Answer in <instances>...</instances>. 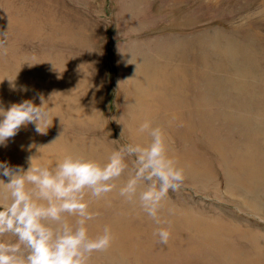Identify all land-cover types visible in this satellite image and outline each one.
Instances as JSON below:
<instances>
[{
	"label": "rangeland",
	"instance_id": "rangeland-1",
	"mask_svg": "<svg viewBox=\"0 0 264 264\" xmlns=\"http://www.w3.org/2000/svg\"><path fill=\"white\" fill-rule=\"evenodd\" d=\"M236 142L258 168L264 0H0V264H219L210 235L264 261Z\"/></svg>",
	"mask_w": 264,
	"mask_h": 264
},
{
	"label": "bare ground",
	"instance_id": "bare-ground-1",
	"mask_svg": "<svg viewBox=\"0 0 264 264\" xmlns=\"http://www.w3.org/2000/svg\"><path fill=\"white\" fill-rule=\"evenodd\" d=\"M152 70V67H151V65H149V63L148 64H141V66L139 67V69H138V71L142 74V75H139V73L135 76V79H133V73H132V70H131V74H130V76H129V83L132 85V87H131V90H132V95L134 96V98H136L137 99V97L138 98H142V97H140V95L139 94H142L143 95V97H144V94L146 93V94H151L150 93V89H151V87H153V83H155V82H153V80H155L156 81V75H150L149 73V71H151ZM143 70H144V73H143ZM162 73H164V71L162 72ZM152 74V73H151ZM160 74V73H159ZM159 74H157V75H159ZM138 77V78H137ZM161 78H162V76H161ZM128 79V78H127ZM127 79H126V81H127ZM142 79V80H141ZM136 82H138V81H140L141 80V83H140V85H138V86H136L135 85V81ZM160 82V81H159ZM128 84V83H127ZM236 84V83H235ZM234 84V85H235ZM238 86H239V84H237ZM129 86V85H128ZM130 87V86H129ZM230 87V86H229ZM232 88H233V86H232ZM231 88V89H232ZM235 91V90H234ZM155 93V92H154ZM153 93V94H154ZM129 95H130V93H129ZM237 96V95H236ZM146 98H147V100H146ZM151 97H149V96H146V97H144V99H145V101H150V100H152V99H150ZM89 99H90V101H91V98H90V96H89ZM143 99V100H144ZM140 101V100H139ZM131 102V101H130ZM143 102V101H142ZM172 104V103H171ZM175 105V104H174ZM146 109V108H145ZM150 109V108H149ZM152 111V110H151ZM146 112V111H145ZM143 115V114H142ZM133 126V125H132ZM135 128V127H134ZM138 132H140V131H138ZM140 134H141V132H140ZM143 135V134H142ZM146 135V134H145ZM26 136V141H27V139L28 138H30V134H27V135H25ZM150 137V136H149ZM148 138V137H147ZM138 139V138H137ZM31 140H32V142H35V140L31 137ZM140 140V139H139ZM141 141V140H140ZM145 142V141H144ZM50 145H45V146H43V150L44 151H42V154H43V156H44V154L47 152H45V149H48V148H52L53 147V144L52 143H49ZM262 147H264V142H262V145L260 146V148H262ZM239 143L238 142H236L230 149H231V152H232V154H233V156H234V158H233V163H234V165L236 164V166H237V168H239V166H241V171H244V175L243 176H234V174L232 173L230 176V178L232 179V181H230V182H232V183H234L236 186H239L240 188H238V187H236V186H234V188L236 187V188H238V189H241V188H246V187H244V186H240V185H244V184H247L246 182H248V181H258V180H262L263 179V172H264V159H260V161H259V166H258V168H256V169H253V166H254V161L249 157V153L250 154H252L251 152H249V148H245L244 150H243V152H241V153H237V151H239ZM53 149V148H52ZM51 149V152L53 151ZM0 152H3L2 151V145H0ZM63 152V151H62ZM74 152V151H73ZM4 153H9L8 151H4ZM48 153H50L49 151H48ZM74 153H77V152H74ZM74 153H73V156L75 157V158H78L77 156H75L74 155ZM57 155H59V154H57L56 152L54 153V155H48L47 157H44V159H43V161H45V162H47L48 160H50V161H53V162H60L59 160H58V158L57 157H55V156H57ZM61 157H63V156H61ZM66 157H67V160L65 161V164L67 165V166H72V167H74V168H79V167H76L75 165H71L70 163H68L67 161H68V159H70V156L69 155H66ZM24 159H26V160H30L31 161V163H33V159L30 157V156H28V155H26L25 156V158ZM5 159H3V157H2V155H1V153H0V161H3V162H5L4 161ZM181 160V159H180ZM83 164V163H82ZM31 167V166H30ZM16 167L14 166V169H15ZM4 173L5 172H1V170H0V181H3V179H2V177L4 176ZM26 176V175H25ZM24 176V177H25ZM38 178H39V174H38V176H37ZM245 181V182H244ZM13 182H14V180H13ZM225 182L227 183L228 181H226V179H225ZM263 184V183H262ZM262 184H261V186H262ZM264 185V184H263ZM226 186H228V183L226 184ZM40 188H42V189H46V186L44 185V184H41V186H40ZM39 188V189H40ZM257 188L259 189L260 187H257V186H253L252 187V185H251V187L250 188H246L244 191H246V193H248V194H251V195H256V193H257ZM251 189V190H250ZM230 190V189H229ZM263 191V190H262ZM234 192H236V191H234ZM250 195V196H251ZM257 201L256 199H253V201ZM32 202H33V204L31 205L32 207H33V212H37L38 211V209H39V205H37L36 204V201H35V198H33L32 199ZM197 225V224H196ZM209 226V225H208ZM209 230V229H208ZM207 233H209V232H207ZM210 237L212 238V239H205L203 242H201L202 243V245H200L199 246V248L196 250V253H200L201 252V250H204V249H207V251H209V253H212V255L214 256V261H217L219 264H264V261H262V260H260L259 258H256V259H259V260H250L249 258H246V257H243V256H238V254L236 253V252H234V251H232L231 249H229L227 246H220L219 244H223V243H221V241L218 243V244H216V242H215V238L212 236V235H210ZM218 241V240H217ZM204 245L206 246V247H204ZM132 247H134V248H136V249H138V250H140L139 248H138V246L136 247V245H131ZM229 251L231 252V254L229 253ZM140 253L141 252H137L136 254H135V257H134V259H137V257L136 256H139L140 255ZM230 254V255H229ZM206 258V257H205ZM126 262V261H125ZM127 263V262H126ZM125 263V264H126ZM128 264V263H127ZM136 264H158V263H154V261H146V262H141V263H136ZM175 264H190V263H188V262H183V261H181L180 263H178V262H176ZM200 264V263H199Z\"/></svg>",
	"mask_w": 264,
	"mask_h": 264
}]
</instances>
